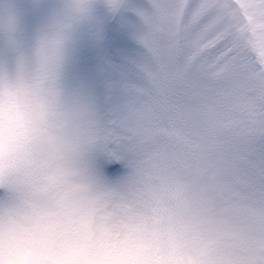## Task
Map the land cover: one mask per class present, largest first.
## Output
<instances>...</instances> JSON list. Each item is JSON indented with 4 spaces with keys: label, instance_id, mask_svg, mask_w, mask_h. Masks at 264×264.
<instances>
[{
    "label": "snow or ice",
    "instance_id": "obj_1",
    "mask_svg": "<svg viewBox=\"0 0 264 264\" xmlns=\"http://www.w3.org/2000/svg\"><path fill=\"white\" fill-rule=\"evenodd\" d=\"M148 2L136 81L110 85L101 111L102 163L139 172L120 213L190 188L203 251L221 252L195 264H264V0Z\"/></svg>",
    "mask_w": 264,
    "mask_h": 264
},
{
    "label": "clouds",
    "instance_id": "obj_2",
    "mask_svg": "<svg viewBox=\"0 0 264 264\" xmlns=\"http://www.w3.org/2000/svg\"><path fill=\"white\" fill-rule=\"evenodd\" d=\"M90 0H61L62 12L24 46L12 0H0V264H75L85 256L130 253L150 264L216 261L206 254L205 222L190 188L162 194L132 219L120 213L139 197L133 167L110 183L94 165L107 137L101 110L65 86L74 27Z\"/></svg>",
    "mask_w": 264,
    "mask_h": 264
},
{
    "label": "rangeland",
    "instance_id": "obj_3",
    "mask_svg": "<svg viewBox=\"0 0 264 264\" xmlns=\"http://www.w3.org/2000/svg\"><path fill=\"white\" fill-rule=\"evenodd\" d=\"M235 2V0H233ZM17 21L15 38L24 46L31 42L37 30L62 12L61 0H12ZM150 12L148 0H119L113 6L109 0H90L86 14L74 27V43L65 69L64 83L69 89L88 94L103 111L111 94L109 86L122 80L136 81V64L145 55L139 35L145 25L139 12ZM0 36V56L9 61L15 52ZM98 175L110 183H117L127 175L119 163H102L101 155L94 161ZM119 169V171H116ZM75 264H150L130 253H111L76 261Z\"/></svg>",
    "mask_w": 264,
    "mask_h": 264
}]
</instances>
